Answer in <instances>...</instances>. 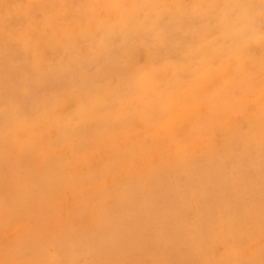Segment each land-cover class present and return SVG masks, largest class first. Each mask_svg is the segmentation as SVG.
Wrapping results in <instances>:
<instances>
[{"label":"rangeland","instance_id":"374dc122","mask_svg":"<svg viewBox=\"0 0 264 264\" xmlns=\"http://www.w3.org/2000/svg\"><path fill=\"white\" fill-rule=\"evenodd\" d=\"M258 14L262 0H0V264H63L73 241L87 248L64 264H264V56L247 58L234 26ZM171 65L183 80L166 89ZM30 93L56 115L33 117ZM209 162L216 177L197 172ZM195 172L208 201L189 210L178 191ZM208 177L243 190L225 200Z\"/></svg>","mask_w":264,"mask_h":264},{"label":"bare ground","instance_id":"6f19581e","mask_svg":"<svg viewBox=\"0 0 264 264\" xmlns=\"http://www.w3.org/2000/svg\"><path fill=\"white\" fill-rule=\"evenodd\" d=\"M40 1V0H39ZM216 1V0H215ZM243 1V0H242ZM258 1H260V0H258ZM223 2V1H222ZM40 3V2H39ZM38 3V4H39ZM83 3V2H82ZM213 3V2H212ZM219 3H221V1L219 2ZM251 4V3H250ZM261 4V3H260ZM34 5V4H33ZM44 5V4H43ZM253 5V4H252ZM41 6V5H40ZM218 6V5H217ZM221 6V5H220ZM219 6V7H220ZM222 6H223V4H222ZM245 6H246V4H245ZM247 6H250V5H247ZM255 6V5H254ZM225 7V6H224ZM230 7V6H229ZM258 7H259V5H258ZM221 8V7H220ZM245 8V7H244ZM255 8V7H254ZM261 8V7H260ZM230 9H234V8H230ZM250 9V8H249ZM199 10V9H198ZM221 10V9H220ZM225 10H227V9H225ZM77 11V10H76ZM79 11V10H78ZM228 11V10H227ZM226 11V12H227ZM234 11V10H233ZM257 11H260V10H257ZM80 12V11H79ZM78 12V13H79ZM250 12H253V11H250ZM47 13V12H46ZM69 13V12H68ZM75 13V12H74ZM77 13V12H76ZM202 13L203 12H201V13H199V14H197V15H195V16H193L192 18H191V20L190 21H194V23L193 24H197V26L198 27H201L202 28V26L204 25V23H205V20H206V18H207V14L206 13H203V15H202ZM234 13V12H233ZM254 13V12H253ZM72 14V13H71ZM83 14H85V13H83ZM240 15H241V13H239ZM80 15V14H79ZM227 15H229V14H227ZM227 15H225V16H227ZM76 16V15H75ZM87 16V15H86ZM212 16V15H211ZM85 17V16H84ZM228 17V16H227ZM230 17V16H229ZM232 17V16H231ZM235 17V16H234ZM73 18V17H72ZM221 18V17H220ZM226 18V17H225ZM224 18V19H225ZM222 19V18H221ZM83 20V19H82ZM209 20V19H208ZM229 20V19H228ZM87 21V20H86ZM215 21V20H214ZM233 21V20H232ZM231 21V22H232ZM234 22H235V20H234ZM82 23V22H81ZM236 23V22H235ZM234 23V26H236L235 27V29L237 30V33H238V35H239V39H240V42H241V47H240V49L243 51V53L245 52V54H246V56H247V58H249L250 60H252V59H258V58H262L263 56H264V34L261 36L260 35V33H262L261 31H259V30H257L258 29V26L260 27H263L262 29H263V31H264V20H262L261 19V17H260V15L258 14V15H255V16H252L251 18H249L248 20H244V21H242V22H237L236 24ZM230 24V23H229ZM255 24H258V26H257V28H255L254 27V25ZM76 25V24H75ZM160 25V24H159ZM191 26V25H190ZM208 26V25H207ZM72 27V26H71ZM79 28V27H78ZM103 28V27H102ZM191 28V27H190ZM86 29V28H85ZM232 29V28H231ZM234 29V28H233ZM72 30V29H71ZM114 30V29H113ZM162 31V30H161ZM216 32V30H211V32ZM163 32H164V30H163ZM185 33V32H187L189 35H192V34H190V32L189 31H181V32H179V33H177V35L179 34V36L181 35V33ZM51 33V32H50ZM264 33V32H263ZM75 34V33H74ZM216 34V33H215ZM91 35V34H90ZM94 35V34H93ZM113 35H114V33H113ZM212 36V35H211ZM49 38V37H48ZM210 38V37H209ZM208 38V39H209ZM54 41V40H53ZM57 41V40H56ZM52 42V41H51ZM84 42V41H83ZM221 42H222V40H221ZM217 43H219V42H217ZM50 44V43H49ZM216 43H215V41L213 40L212 42H211V45H208V46H206L205 47V49H206V51L207 50H209V49H213L214 51H215V53H218L219 51H217V48L216 47H214V45H215ZM201 46V43H199V47ZM217 46H218V44H217ZM83 47V46H82ZM199 47H197V49H200ZM201 48H203V46L201 47ZM85 50V49H84ZM87 50V49H86ZM85 50V51H86ZM114 50H115V48H114ZM70 51V50H69ZM124 51H126V50H124ZM42 53V52H41ZM74 53V52H73ZM101 53V52H100ZM114 53H116V52H114ZM124 52H122V54H123ZM72 55V54H71ZM71 55H69V56H71ZM84 55V54H83ZM120 55H121V53H120ZM68 56V55H67ZM68 56V57H69ZM199 58H202V57H204L205 56V53H202V54H199V55H197ZM93 57V56H92ZM221 57H223L224 58V56H222V55H218V57L217 58H221ZM70 58V57H69ZM115 58V57H114ZM46 59V58H45ZM106 61H107V58L105 59ZM218 60H220V59H217V61ZM63 61V60H62ZM104 61V60H103ZM216 61V60H215ZM120 62V61H119ZM122 62V61H121ZM60 64H61V62H59ZM63 63V62H62ZM66 63V62H65ZM90 63V62H89ZM105 63V62H104ZM45 64V63H44ZM72 64V63H71ZM74 64V63H73ZM106 64V63H105ZM124 64V63H123ZM246 64H247V66H246ZM248 62H246V63H240V62H233L232 64H231V66H233V67H236L237 65H239L240 67H241V70H240V68L237 66V68H238V72H241V73H243L244 71H246V70H248ZM43 65V64H42ZM42 65H40V66H42ZM70 65V64H69ZM113 65V64H112ZM111 65V67L113 68V66ZM119 65V64H118ZM121 65V64H120ZM119 65V66H120ZM176 65V64H175ZM26 66V65H25ZM24 66V67H25ZM62 66V65H61ZM65 66V65H64ZM104 66V65H103ZM172 67H174V65H171ZM171 66L169 67V69L171 70ZM220 66V65H219ZM67 67V66H66ZM109 67V66H108ZM213 67H214V65H213ZM222 67V66H221ZM48 69V68H47ZM109 69V68H108ZM146 69V68H145ZM233 69V68H232ZM20 70H22V69H20ZM59 70V69H58ZM225 70V69H224ZM240 70V71H239ZM249 70L250 71H252V69H250L249 68ZM44 71H45V69H44ZM53 71H55V70H53ZM172 71V73H173V76L171 75V77L170 76H168L167 78H163V77H159L158 78V80L160 81V82H165L164 84H165V86H166V89L167 88H169V89H171L172 87H173V85H176L177 84V82L176 81H173L175 78H176V80H178V82H181L182 80H183V76H181L180 75V73H179V71L178 70H176L175 69V67L171 70ZM3 72V71H2ZM80 72V71H79ZM4 73V72H3ZM29 73V72H28ZM52 73V72H51ZM64 73H66V72H64ZM237 73V72H236ZM236 73H235V71L233 70V72L232 71H229V75L230 76H228V75H226L224 78L225 79H227V80H229V78H230V81L232 82V84H234L235 83V81H236ZM43 74V73H42ZM41 74V75H42ZM46 74V73H45ZM59 74V73H58ZM62 74H63V72H62ZM62 74H61V76H62ZM116 74H118V73H116ZM122 74V73H121ZM218 74H219V72H218ZM23 76V75H22ZM21 76V77H22ZM32 76V75H31ZM34 76H35V74H34ZM51 76H53V75H51ZM26 76H24V78H25ZM29 77V76H28ZM45 77V76H44ZM184 77H186V76H184ZM23 78V79H24ZM40 78H42V77H40ZM188 78H190V76H188L187 78H185V80H187ZM22 79V80H23ZM102 79H104V78H102ZM105 80V79H104ZM46 81V80H45ZM101 81V80H100ZM219 81H220V79H219ZM24 82V81H23ZM56 82V81H55ZM61 82V81H60ZM59 82V83H60ZM89 85H90V83L89 82H87ZM87 83L86 82H82V84H81V86H82V89H88V85H87ZM100 83V82H99ZM217 83V82H216ZM19 84V83H18ZM97 84V83H96ZM113 84H115V83H113ZM218 84V83H217ZM14 85V84H13ZM59 85V84H58ZM3 86V85H2ZM11 86V85H10ZM17 86V85H16ZM57 86V85H56ZM112 86V85H111ZM32 87V86H31ZM184 87V86H183ZM212 87V86H211ZM13 88V87H12ZM40 88V87H39ZM45 88H48V87H45ZM110 88V87H109ZM182 88V87H181ZM16 89V88H15ZM19 89V88H18ZM22 89V88H21ZM25 89V88H24ZM28 89V88H27ZM27 89H26V91H27ZM112 89V88H111ZM110 89V90H111ZM20 90V89H19ZM35 90V89H34ZM15 91V90H14ZM104 91V90H103ZM112 91V90H111ZM111 91L109 92V93H111ZM180 91H181V89H180ZM12 92V91H11ZM19 92V91H18ZM77 92V91H76ZM108 92V91H107ZM113 92V91H112ZM245 91L243 90L242 91V93H244ZM14 93V92H13ZM21 93H22V91H21ZM202 93V92H201ZM19 94V93H18ZM27 94V93H26ZM112 94V93H111ZM224 94V93H223ZM254 94V93H253ZM42 94L40 93V94H36V93H30V94H28L27 96H25L24 95V102H26V106H27V108H28V111L30 112V114L33 116V117H42V118H46V117H48V116H50V115H56V113H55V110L52 108V106L50 105H48V103L47 102H44L43 100H41V98L40 97H38V96H41ZM201 95V94H200ZM204 95V94H203ZM80 96V95H79ZM15 97H17V96H15ZM73 97V96H72ZM111 97V96H110ZM109 97V98H110ZM113 97V96H112ZM8 98V97H7ZM57 98H58V96H57ZM202 98V97H201ZM77 99H79V98H77ZM84 99V98H83ZM114 99V98H113ZM95 99H91L90 100V102H92V101H94ZM107 100V99H106ZM109 100V99H108ZM107 100V101H108ZM112 100V99H111ZM157 101V100H162L161 99V97H160V95L159 94H155V96H154V101ZM84 102H87V100H85ZM89 101H88V103H87V105L88 104H91ZM92 105V104H91ZM110 105V104H109ZM222 105H224V103H223V100H222V98L220 99V101L218 102V103H215L214 102V105H213V110L214 111H216V113L213 115L214 117H212V115H209V117L213 120V122H215L219 117V115H221L222 114V112H221V110H220V106H222ZM72 106V105H71ZM114 106V105H113ZM135 106H137L136 105V102H134L133 104H131L129 107H126V109L124 108V112L127 114L128 112H133V109L135 108ZM259 106H261V104L259 105ZM12 107H13V105H12ZM67 107V106H66ZM73 107V106H72ZM63 108V107H62ZM68 108V107H67ZM70 108V107H69ZM105 108V107H104ZM103 108V109H104ZM114 108H115V106H114ZM257 108V107H256ZM10 109V108H9ZM101 109V108H100ZM109 109V108H108ZM11 110V109H10ZM102 110V109H101ZM106 110V109H105ZM13 111V110H12ZM65 111H67V110H65ZM205 110L203 109V112H204ZM11 112V111H10ZM9 111H8V113H10ZM64 112V111H63ZM83 112H85V109L83 110ZM202 112V113H203ZM101 113V112H100ZM103 113V112H102ZM5 114V113H4ZM187 114V113H186ZM189 114H191L190 112H189ZM188 116V115H187ZM10 118V117H9ZM184 117L182 116V119H183ZM230 121V120H229ZM179 122H180V120H179ZM182 122H184V121H182ZM181 123V122H180ZM53 124H55V123H53ZM56 126V125H55ZM209 126H212L211 124H209ZM52 127V126H51ZM179 127V126H178ZM56 128V127H55ZM115 128V127H114ZM37 129V128H36ZM118 129V128H117ZM45 130V129H44ZM177 130H179V129H177ZM41 131V130H40ZM51 132V131H50ZM49 132V133H50ZM53 133H55V132H53ZM86 133V132H85ZM57 134H58V132H57ZM163 134H165V132L163 133ZM56 135V134H55ZM54 135V136H55ZM221 136V135H220ZM60 138V137H59ZM53 140V139H52ZM48 141V140H47ZM118 141V140H117ZM59 144H61V143H59ZM119 144V143H118ZM73 146V145H72ZM121 146V145H120ZM67 147V146H66ZM256 150H257V147L255 148ZM255 150V151H256ZM259 150V149H258ZM248 151V150H247ZM256 152H258V151H256ZM248 153H250L249 151H248ZM256 154H258V153H256ZM244 155H245V152H244ZM250 155V154H249ZM259 155V154H258ZM136 157V156H135ZM210 163V162H209ZM212 163V162H211ZM211 163L207 166V167H205V169H207V170H205V169H203V168H200V169H198L197 170V172L199 171V172H204V173H206L207 175H211V174H214L215 175V177L217 176V173H219L220 171H221V169L218 167V171H215V173L214 172H211L210 171V173H209V170H211V169H213V165H211ZM213 164V163H212ZM215 165V164H214ZM201 166V165H200ZM216 167V166H215ZM181 168V167H180ZM84 170V169H83ZM122 173V172H121ZM60 176V175H59ZM197 173L195 172V174L194 175H192V176H190V182L188 183V185L186 186V187H184V188H182V189H180L178 192H179V195H180V197H178V199H179V201L183 204V206H185L186 208H189V210H190V207H191V204H193V203H195L196 205H198L200 202H201V200H203V201H208V199L204 196L206 193H205V191H204V187H203V185H205V183H204V181H200L199 182V186L200 187H197V186H195L196 184H195V180H196V178H197ZM203 177V176H202ZM200 178V177H199ZM207 178V177H206ZM210 179H212V177H210ZM210 179H209V177H208V184L210 183ZM215 178L213 177V180L211 181V185H215V186H217V188L220 190V191H223L224 192V195L222 196V198H224L225 200H227V199H229V198H232V196L233 195H239V189L240 190H243V188H239V186H238V184H235V183H231V187H230V190L229 191H227L226 189H225V187H224V182L222 181V180H220V179H217V180H214ZM198 182V181H197ZM227 183H228V181H227ZM198 184V183H197ZM238 187V189L236 190V188ZM203 189V190H202ZM177 200V199H176ZM177 202H178V200H177ZM180 202H178V203H180ZM163 205H165V204H162L161 205V207L163 206ZM179 206V205H178ZM211 206V205H210ZM150 207H151V205H150ZM171 208H172V205H171ZM169 209V208H168ZM151 210H152V208H151ZM163 210H166V209H163ZM143 212V211H142ZM159 212V211H158ZM182 212L183 211H181V215L180 216H182ZM193 212H194V210H193ZM164 213H165V211H164ZM187 213V212H186ZM147 214V213H146ZM156 214V213H155ZM163 214V213H162ZM158 215V214H157ZM166 215V217H167V215H168V217L167 218H170V217H172V218H174L176 221H179V222H181L182 221V219H181V217H179V216H177L176 214H174V212L171 210V211H169V213L168 214H165ZM206 215V213H201V214H198L197 215V217H204ZM164 216V215H163ZM157 217H159V215L157 216ZM157 217L155 218V220H154V218H153V220L155 221V222H158V221H156V219H157ZM62 218H63V216H62ZM151 218V220H152V217H150ZM79 219V218H78ZM165 219V218H164ZM173 219V220H174ZM220 219V218H219ZM140 220H146L145 221V223L146 224H148V223H150V221L151 220H149L148 219V221H147V219L145 218V217H140L139 218V220H138V223L140 222ZM218 220V219H217ZM160 221V220H159ZM163 221V220H162ZM161 221V222H162ZM142 222V221H141ZM175 222V221H174ZM151 224H152V222H151ZM150 224V225H151ZM163 224V223H162ZM162 224H159V226L160 225H162ZM177 224V223H176ZM136 227H137V224L135 225ZM142 226V225H141ZM163 226V225H162ZM176 226V225H175ZM63 227V226H62ZM146 227H148V225L146 226ZM164 227V226H163ZM139 228V227H138ZM143 228V227H142ZM150 228V227H149ZM179 228V227H178ZM183 229H184V231L186 230V232L188 231L190 234H192L194 231H195V229L193 228V227H190V226H184L183 227ZM141 230V229H140ZM157 230V229H156ZM177 230V229H176ZM179 230V229H178ZM177 230V231H178ZM143 231V230H142ZM177 231H175V233L177 232ZM138 232V231H137ZM153 232H155L154 230H153ZM181 232V231H180ZM187 232V233H188ZM151 233V232H150ZM113 234V233H112ZM111 234V235H112ZM114 234H116V232L114 233ZM117 234H119V232L117 233ZM117 234L116 235H112L113 237H115L116 238V236H117ZM153 234V233H152ZM151 234V235H152ZM70 235H72V236H74L73 234H70ZM77 236H78V234H76ZM76 235H75V237H73V239L74 238H76ZM82 235H84V236H86L85 234H82ZM108 235H110V234H108ZM108 235H106L107 237H108ZM110 235V236H111ZM138 235V234H137ZM193 235H195V234H193ZM66 236V235H65ZM65 236H64V238H65ZM71 236V237H72ZM81 236V235H80ZM91 236V235H90ZM89 236V237H90ZM111 236V237H112ZM190 236H192V235H190ZM68 237H70L69 236V234H68ZM103 237V236H102ZM101 237V238H102ZM144 237V236H143ZM162 237H164V235L162 236L161 235V238ZM63 238V239H64ZM79 238V237H78ZM86 238H88V237H86ZM96 238L97 237H93V238H91V239H93V243H94V245H96V246H93V247H97V245H100V243L101 242H106V240H104V238H102V239H100V240H96ZM109 238V237H108ZM107 238V239H108ZM179 238V237H178ZM56 239H59V240H61L62 238L60 237H58V238H56ZM70 238H68L67 239V242L68 241H70L69 240ZM84 239V238H83ZM83 239H81V242H82V240ZM90 239V240H91ZM110 239V238H109ZM111 239H113V238H111ZM117 239V238H116ZM200 239V238H199ZM77 240H79V239H77ZM88 240V239H87ZM115 239H113L112 241L113 242H115L114 241ZM120 237L117 239V241L116 242H120ZM171 240V239H170ZM45 241H47V239H45ZM58 241V240H57ZM65 241V240H64ZM73 241V240H72ZM72 241H70V242H72ZM146 241V240H145ZM59 242V241H58ZM66 242V241H65ZM70 242H68V243H70ZM113 242H111V244L110 243H108V245H109V249H110V253L109 254H113V253H117V250H119L121 247L119 246V245H112V243ZM172 242V241H171ZM57 243V242H56ZM60 243V242H59ZM117 243V244H118ZM137 243V242H136ZM165 243V242H164ZM58 244V243H57ZM61 244V243H60ZM80 244H82V243H80ZM77 241L76 242H72V244L68 247V245H67V247H68V249L67 250H64V251H62L63 250V248L62 247H64L65 246V244L62 246L61 245V252L59 253V257H56V258H60L59 260L61 261V262H63V264L65 263V262H67L68 260H71V263H72V260L74 259V257H76L77 256V254L79 253V251H80V248H81V246L83 247H85L86 245L85 244H83V245H80ZM87 244V243H86ZM88 244H92V243H88ZM114 244V243H113ZM132 244H134L133 242H132ZM161 244H163V243H161ZM53 245V244H52ZM54 246V245H53ZM52 246V247H53ZM58 246V245H57ZM56 246V244H55V247H57ZM125 246V245H124ZM128 246H130L129 244H128ZM55 247H54V249H55ZM59 247V246H58ZM57 247V248H58ZM127 247V246H126ZM44 248H48V246H46V247H44ZM85 248H87V247H85ZM84 248V249H85ZM51 249H53V248H51ZM90 249H92L91 248V245H90ZM39 250V249H38ZM87 250H89V249H87ZM44 251V250H43ZM57 251V250H56ZM36 252H39V251H36ZM81 252V251H80ZM129 252H130V250H129ZM43 253H45V251L43 252ZM127 253H128V251H127ZM52 254H53V251H52ZM79 255V254H78ZM40 256H41V253H40ZM39 256V257H40ZM42 256H43V254H42ZM56 256H58V255H56ZM115 256V255H114ZM53 257H55V254H53ZM39 260H40V258H39ZM51 260V259H50ZM41 261H43V260H41ZM54 261V260H53ZM46 262V261H45ZM49 261H47V264H49L48 263ZM57 262V261H56ZM60 262V263H61ZM39 263V262H38ZM53 264H55V262H52ZM40 264V263H39Z\"/></svg>","mask_w":264,"mask_h":264},{"label":"snow or ice","instance_id":"6c2138e0","mask_svg":"<svg viewBox=\"0 0 264 264\" xmlns=\"http://www.w3.org/2000/svg\"><path fill=\"white\" fill-rule=\"evenodd\" d=\"M262 3H264V0H262Z\"/></svg>","mask_w":264,"mask_h":264}]
</instances>
